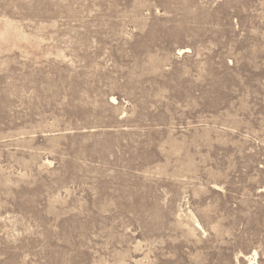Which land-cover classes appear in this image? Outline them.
I'll use <instances>...</instances> for the list:
<instances>
[{"label":"rangeland","instance_id":"rangeland-1","mask_svg":"<svg viewBox=\"0 0 264 264\" xmlns=\"http://www.w3.org/2000/svg\"><path fill=\"white\" fill-rule=\"evenodd\" d=\"M264 264V0H0V264Z\"/></svg>","mask_w":264,"mask_h":264},{"label":"bare ground","instance_id":"bare-ground-1","mask_svg":"<svg viewBox=\"0 0 264 264\" xmlns=\"http://www.w3.org/2000/svg\"><path fill=\"white\" fill-rule=\"evenodd\" d=\"M250 264H253V263H250Z\"/></svg>","mask_w":264,"mask_h":264}]
</instances>
